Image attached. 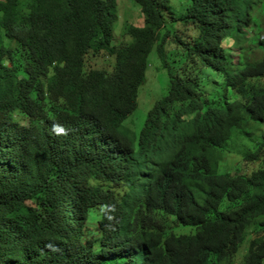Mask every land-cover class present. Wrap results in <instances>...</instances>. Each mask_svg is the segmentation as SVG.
I'll list each match as a JSON object with an SVG mask.
<instances>
[{
    "label": "trees",
    "instance_id": "obj_1",
    "mask_svg": "<svg viewBox=\"0 0 264 264\" xmlns=\"http://www.w3.org/2000/svg\"><path fill=\"white\" fill-rule=\"evenodd\" d=\"M117 1L0 0V264H264V144L227 150L264 125L259 0H134L115 44Z\"/></svg>",
    "mask_w": 264,
    "mask_h": 264
},
{
    "label": "rangeland",
    "instance_id": "obj_2",
    "mask_svg": "<svg viewBox=\"0 0 264 264\" xmlns=\"http://www.w3.org/2000/svg\"><path fill=\"white\" fill-rule=\"evenodd\" d=\"M179 1L180 0H170V3L177 5ZM263 1L264 0H259V2L255 3L252 9L250 10V13L253 14V17H257L259 14H262L259 15V23H261L260 29L256 27L253 29L252 32L255 37L261 35L260 39L262 42H264V11L262 10L263 5H261ZM117 3L118 21L114 25L115 34H117L115 44L120 43L123 37L127 36L130 33L131 27H141L143 25V20L139 13V8L134 3V0H118ZM245 8L246 7L244 6V9ZM1 35H4V33H2ZM248 44V41H246V43H244L242 47H246ZM223 45L226 47V49H232V51L230 52H232L235 61L238 59V56H240L239 60H242L243 54H241L240 50H233L234 41L232 39L226 40ZM149 61L151 63L148 72L151 74V77H149V79L151 80L150 83L153 84H150L149 81H147L145 84L147 86L144 85L145 87H143V89H141L140 91L138 109L128 119L127 122L129 123L126 124L128 129L132 131H136L137 128L140 129L142 127L145 119L147 118L148 112L154 106L155 100H157L162 93L166 92L168 81L167 74L166 72L157 69V67L159 66V60L155 52L151 54ZM157 77L158 79H156ZM161 84L162 87L160 88ZM141 129L137 132H140ZM260 144H264V125L260 126L256 132H253V135L249 138L241 136L240 134H236L234 139L227 145V150L232 153L231 159H228L230 172L232 174H243L245 172L256 170V165H250V168H248V164L243 161V157L248 153H254L258 149ZM258 221L259 220H257V222ZM256 227L257 224L253 223L247 230V232H250ZM246 237L244 238L243 243L238 251L239 259L248 254V247L250 241L248 239V236Z\"/></svg>",
    "mask_w": 264,
    "mask_h": 264
},
{
    "label": "clouds",
    "instance_id": "obj_3",
    "mask_svg": "<svg viewBox=\"0 0 264 264\" xmlns=\"http://www.w3.org/2000/svg\"><path fill=\"white\" fill-rule=\"evenodd\" d=\"M11 117H13V116H11ZM16 117H17V115L14 116V120H17ZM4 119H5V118H0V128H1V127L3 126V124H4ZM128 123H129V122H127V124H128ZM127 128H128V127H127ZM141 128H142V127H141ZM141 128H140V129H141ZM140 129L137 128V130L134 131V132H137V131H139ZM99 211H100V210H99Z\"/></svg>",
    "mask_w": 264,
    "mask_h": 264
}]
</instances>
